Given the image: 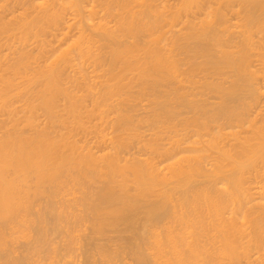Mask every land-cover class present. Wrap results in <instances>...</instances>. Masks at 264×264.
<instances>
[{
    "label": "bare ground",
    "instance_id": "obj_1",
    "mask_svg": "<svg viewBox=\"0 0 264 264\" xmlns=\"http://www.w3.org/2000/svg\"><path fill=\"white\" fill-rule=\"evenodd\" d=\"M138 216L136 262L89 235ZM81 237L264 264V0H0V264H92Z\"/></svg>",
    "mask_w": 264,
    "mask_h": 264
},
{
    "label": "rangeland",
    "instance_id": "obj_2",
    "mask_svg": "<svg viewBox=\"0 0 264 264\" xmlns=\"http://www.w3.org/2000/svg\"><path fill=\"white\" fill-rule=\"evenodd\" d=\"M95 184H96V183H95ZM97 184L100 186V183H99V182H98ZM97 184H96V185H97ZM101 185H102V184H101ZM99 186H97V187H99ZM102 186H103V185H102ZM95 187H96V186H95ZM95 187H93V189H94ZM93 189L91 188V190H93ZM95 189H96V188H95ZM142 214H144V213L141 212V213H139L138 215L144 217L145 214H144V215H142ZM140 216L136 217V218H138V219H136L137 221H132V220H131V222H132V226H133V227H130V226H131L130 223L128 224V225H130V226H129L130 228L128 227V225L125 224V225L127 226V231L125 230V229H126V228H125L126 226H124V224H123L124 222H123V221H122V223H119V224L117 225L119 228H121V231H122V232L120 231L121 233L118 234V235H119V238H118V236H117V233H119V232H116L117 229H119L118 227H115V229H116V228H117V229L114 230V231H111V229L109 228V229L106 231L107 234L105 233V235H108V236H105V235L102 233V234L104 235V238L107 239L108 242L102 237L103 235H102L101 233H100V234H101L102 236H100L99 233H98L99 235L96 234L97 232H95L94 230H93V231H94L93 233H92V232L90 233V231H91V230H90L91 226L88 227L87 224H86V226H87L86 228H89L90 231H89L88 229L86 230V229L84 228V229H83V232L86 230V233H84V234H86V235H87V232L89 231V235H90V236H94V235H95L97 238H98V236H99V238H101V240L99 239V241H98V239H97L96 241L100 244V246L102 245V246H104V247H106V248H111V249H112L114 246H116L115 243L118 242V243H117V245H118L117 248L120 246L119 249H120V248L122 249L121 246L123 245V249H122V250H125V249H124L125 247H124V244H123V243L126 242V240H129L128 242H129V244H130V240H131L132 238H134L133 236H131V234H133V231H134L135 229H132V230H131V228H134V227L137 228V227L139 226V227H138V230H135V231H134V232H135V233H134L135 238H136V231H138V232L140 231L139 233L144 232V226H145V225H144V222H145V224H146V221H145L146 219H143V218L140 217ZM129 221H130V220H129ZM139 221H140V222H139ZM89 222H91V221H89ZM89 222H87V223H89ZM133 222H136L135 225H133ZM138 222H139V223H138ZM142 223H143V224H142ZM89 224H92V223H89ZM140 224H142V225H144V226L142 227V225H140ZM121 225H123V226H121ZM92 226H93V225H92ZM141 227H142L143 229H142ZM107 228H108V227H107ZM111 228H112V227H111ZM113 228H114V227H113ZM122 228H123V230H122ZM140 229H142L143 231H141ZM109 230H110V231H109ZM112 230H113V229H112ZM128 230H129V232H130V231H132V232L129 233ZM108 231H109V232H108ZM118 231H119V230H118ZM110 232H111V233H110ZM112 232H113L114 234L116 233V235H114ZM124 232H125V233H124ZM138 232H137V233H138ZM122 233H124V234H122ZM82 234H83V233H82ZM128 234H130V235H128ZM112 235H113V237H111ZM121 235H123V237H122ZM127 235H128V236H127ZM83 236H84V235H83ZM90 236H89V237H90ZM109 236H110L111 238H113V239H111ZM115 236H117V237H115ZM120 236H121V237H120ZM84 237H85V236H84ZM87 237H88V236H87ZM124 237H126V238L123 239ZM127 237H128V238H129V237H132V238L127 239ZM102 238H103V240H104L105 242H107V244L104 243V241H102ZM108 238H109V239H108ZM116 238H117V239H116ZM81 239H82V237H81ZM83 239H84V238H83ZM83 239H82V240H83ZM85 239H86V238H85ZM85 239H84V241H81V246H83L82 250H83V252L85 251V256H86V254L88 253L87 251H90V249H91V251H93V250L95 251V252H94V251H93V252H89L90 255H91V253L93 254L92 257L90 256V257H91V259H90L91 261H90V262L93 264V261H92V260H93V258L96 256V249H99V248L102 249V247H99V246L97 245L98 243L95 244V243H96L95 239H93L94 241H92V242H95V243L89 244V246H88V242H87V241L89 240V238L87 239V241H86ZM90 240H92V239L90 238ZM90 240H89V241H90ZM109 240H110V241H109ZM111 240H112V241H113V240H114V241H116V240H119V241L122 240V241H120V242H119V241H116L115 243H112ZM123 240H124V241H123ZM114 241H113V242H114ZM131 241H132V240H131ZM135 241H136V240H135ZM82 242H83V243L85 242V244H83ZM121 242H122V243H121ZM128 242H126L125 245H127ZM89 243H90V242H89ZM103 243H104V244H103ZM119 243H121V244H119ZM133 243H134V241H133ZM133 243H132V244H133ZM82 244H83V245H82ZM109 244H110V246H113V245H114V246H113V247H109V246H108ZM129 244H128L127 247H126V248H127L126 253H125V251H121V249L119 250V251H121L122 253L126 254V255L121 254V255H124V257H121V256H120V257L123 258V259H124V258L129 259V261H131V260L134 261V259H132L133 256H131V255H132L131 252H132L133 250L131 251L130 248H128ZM86 245H87L88 247H90V249H88V247H87ZM92 245H95L94 247L98 246L99 248L96 247V248L94 249V248L92 247ZM105 245H106V246H105ZM107 246H108V247H107ZM91 247H92V248H91ZM130 247H132V246H130ZM84 248H87V251H86V249L84 250ZM106 248H105V249L103 248L102 250H107ZM117 248H116V249H117ZM111 249H110V250L108 249L107 251H112V250L115 249V248H113L112 250H111ZM128 249H129L130 251H129ZM132 249H133V248H132ZM21 250H23V249H21ZM82 250H81V252H82ZM117 250H118V249H117ZM117 250H115V251H117ZM99 251H100V250H97V252H99ZM83 252H82V253H83ZM127 252H128V254H129V252H130L129 256H128ZM94 253H95V256H94ZM83 254H84V253H83ZM98 254H99V255H98ZM80 256H81V254H80ZM85 256L81 257V259H82V258L85 259V258L87 257V256H86V257H85ZM93 256H94V257H93ZM97 256L99 257V256H100V253H97ZM97 256L95 257L94 262H96L95 260H96ZM125 256H127V257H125ZM84 257H85V258H84ZM120 257H119V258H120ZM128 257H131V258H128ZM79 258H80V257H79ZM121 258H120V259H121ZM81 259H80V260H81ZM83 259H82V260H83ZM97 259L100 260L99 258H97ZM130 259H131V260H130ZM97 262H99V261H97ZM97 262H96V263H97ZM134 262H136V260H135ZM99 263H100V262H99ZM99 263H97V264H99ZM100 264H101V263H100Z\"/></svg>",
    "mask_w": 264,
    "mask_h": 264
}]
</instances>
